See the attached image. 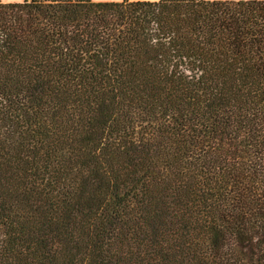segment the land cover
<instances>
[{"label": "trees", "instance_id": "trees-1", "mask_svg": "<svg viewBox=\"0 0 264 264\" xmlns=\"http://www.w3.org/2000/svg\"><path fill=\"white\" fill-rule=\"evenodd\" d=\"M0 264H264V0L0 2Z\"/></svg>", "mask_w": 264, "mask_h": 264}, {"label": "rangeland", "instance_id": "rangeland-1", "mask_svg": "<svg viewBox=\"0 0 264 264\" xmlns=\"http://www.w3.org/2000/svg\"><path fill=\"white\" fill-rule=\"evenodd\" d=\"M22 0H0L2 3H16ZM95 2H120L122 0H94ZM130 1H142V0H130ZM210 1H234V0H210Z\"/></svg>", "mask_w": 264, "mask_h": 264}, {"label": "crops", "instance_id": "crops-1", "mask_svg": "<svg viewBox=\"0 0 264 264\" xmlns=\"http://www.w3.org/2000/svg\"><path fill=\"white\" fill-rule=\"evenodd\" d=\"M152 1H157V0H152ZM234 1H238V0H234Z\"/></svg>", "mask_w": 264, "mask_h": 264}]
</instances>
